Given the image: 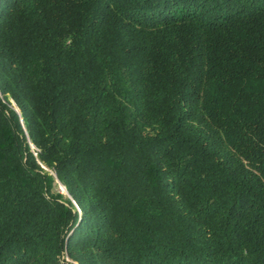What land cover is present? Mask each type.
<instances>
[{
	"label": "trees",
	"instance_id": "16d2710c",
	"mask_svg": "<svg viewBox=\"0 0 264 264\" xmlns=\"http://www.w3.org/2000/svg\"><path fill=\"white\" fill-rule=\"evenodd\" d=\"M0 264H264V0H0Z\"/></svg>",
	"mask_w": 264,
	"mask_h": 264
},
{
	"label": "rangeland",
	"instance_id": "374dc122",
	"mask_svg": "<svg viewBox=\"0 0 264 264\" xmlns=\"http://www.w3.org/2000/svg\"><path fill=\"white\" fill-rule=\"evenodd\" d=\"M61 188H60V190H62V192L66 194V190L63 187H61Z\"/></svg>",
	"mask_w": 264,
	"mask_h": 264
}]
</instances>
